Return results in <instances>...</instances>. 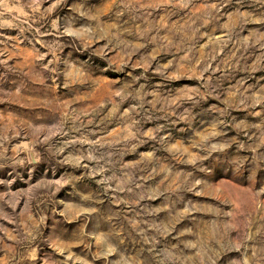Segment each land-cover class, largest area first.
Wrapping results in <instances>:
<instances>
[{
	"label": "rangeland",
	"instance_id": "rangeland-1",
	"mask_svg": "<svg viewBox=\"0 0 264 264\" xmlns=\"http://www.w3.org/2000/svg\"><path fill=\"white\" fill-rule=\"evenodd\" d=\"M0 264H264V0H0Z\"/></svg>",
	"mask_w": 264,
	"mask_h": 264
}]
</instances>
